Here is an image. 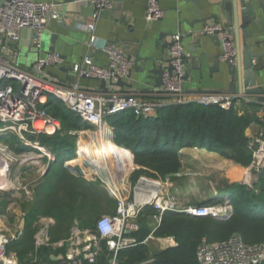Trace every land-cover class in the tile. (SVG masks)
Listing matches in <instances>:
<instances>
[{
	"label": "built area",
	"instance_id": "built-area-1",
	"mask_svg": "<svg viewBox=\"0 0 264 264\" xmlns=\"http://www.w3.org/2000/svg\"><path fill=\"white\" fill-rule=\"evenodd\" d=\"M87 1L94 4L95 10L91 20L83 27L88 32H92L99 10L110 7L111 2L110 0ZM162 13L159 0H147L146 20H157ZM52 19L62 20L59 4L53 0H3L0 4V133L14 136L17 142L22 141L27 144L25 136L51 135L59 130L58 119L47 114L44 109V105L51 99L57 100L80 118L82 124L86 125L80 129L81 131L86 133L91 131L93 134L96 132L100 138L102 134L104 136L105 133L109 135L111 133L112 127L107 119L123 112H131L135 116L152 117L159 109L167 105L192 102L200 105L214 104L226 109L235 99L252 101L243 89L239 92H204L190 100L184 99L182 81L185 64L182 56L185 53L180 33L173 34L169 49L171 55L169 62L172 70L164 71L161 85L156 89L160 98L164 100L169 98L167 104H165L167 101L164 102L158 98H139L134 93L90 91L82 88L75 81L66 82L39 73L46 66H67L64 58L55 51L47 52L44 57H38L34 61L32 65L36 72L18 65L16 63L18 49L15 46H9L8 42L18 41L23 29L34 30L36 36L31 43L38 50L41 44V34L48 21ZM203 31L208 34L218 31L222 59L229 58L233 64L240 66L239 49L235 44L233 33L228 32L227 27L211 23L204 25ZM102 49L107 54L106 64H95L92 58L85 54L80 62L69 65L70 73L78 77L103 79L107 84L129 76L134 62L128 58L125 50L112 43L105 44ZM260 122V129L248 141L251 161L246 170L249 174L251 170L259 174L264 168V114ZM28 143L38 149V144L33 145L30 141ZM125 149L128 152L122 159L119 156L109 157L115 164V158L120 161L118 172L125 171V164L132 167L130 162L133 157L132 151ZM37 156H47L48 161H55L54 153L48 154L46 149L39 152ZM89 158L81 156L80 159H85L83 160L85 164H91L92 159ZM255 179L253 177V181H246V184L254 186ZM168 184V177L159 181L140 177L132 189L131 196L123 195L115 189L114 195L118 197L113 214L101 215L92 227H82L78 220L74 219L69 235L56 242H51L49 236V229L54 220L51 217L41 218L33 235L34 253L30 255L31 263L51 264L39 257L38 250L52 247L53 249L63 248L60 254L53 255L58 259L59 264H101L104 251H107L109 255L104 264H117L116 256L119 251L137 246L151 237L150 234L142 241L137 237L140 231L138 217L143 207L147 205L156 211L152 217L157 222L167 211L184 212L194 217H215L218 214L227 213V209L230 208V205L225 202L222 212L216 211V203L183 206L169 192ZM23 234V219L12 230L0 232V264H19L15 255H7V248L12 242L19 240ZM195 255L198 264H264V242L246 243L240 233L233 232L219 241H208L203 238L196 246Z\"/></svg>",
	"mask_w": 264,
	"mask_h": 264
},
{
	"label": "trees",
	"instance_id": "trees-1",
	"mask_svg": "<svg viewBox=\"0 0 264 264\" xmlns=\"http://www.w3.org/2000/svg\"><path fill=\"white\" fill-rule=\"evenodd\" d=\"M236 100L226 109L214 104L200 105L186 102L167 105L159 109L156 115L152 117L135 116L131 112H123L109 117L107 121L113 129L115 145L119 147L125 145L132 151L136 164L153 167L163 176L177 169L176 166L170 168L166 165L175 163L180 157L178 149L187 146H196L218 152L227 159L245 166L251 161V151L248 147L249 139L245 135V129L253 121H257L254 107H257L258 104L247 102L245 105H249L250 108L239 110L235 106ZM44 109L47 114L60 121L61 128L51 135L29 136L30 139L38 140L41 145L49 148L55 154V161L48 164V172L46 171L47 175L41 185L43 189H46L45 194L48 195V203L43 205L41 202L37 205L40 207L36 208L35 206L29 210L24 219L23 236L20 240L9 245L16 253L19 264L21 262V264H32L30 255L32 256L34 253V222L39 215H47L54 219V224L49 229L50 240L54 242L68 236L69 228L74 219H78L83 227H92L96 220L94 216L98 213L99 202L86 201V193L79 190L77 186V184L79 186L93 185L84 183V179H81L80 176L71 177L69 174H61L66 173L68 168L64 166L65 159L69 158L68 155L74 154L76 149L74 148V138L77 137L75 131L86 125H83L78 116L66 109L57 100L48 101L44 105ZM63 131L66 136L60 137L59 133ZM4 142L14 146L7 139ZM22 151L23 149H19L17 152ZM152 159L155 161L153 166L145 162ZM55 165H59L61 172L50 178V173L56 171ZM59 176H62V179L58 178ZM58 183H63V185L58 186ZM233 186H241L240 189H242V186L247 185L238 183ZM254 186H258V192L251 190L249 192L251 194L242 198L244 202H241V206L248 212L243 211L242 214H236L230 219L221 220L214 216L194 217L184 212H164L161 215V220H163L160 222L162 223L158 224L152 234L156 236L173 235L177 244L154 253L153 260L147 264H198L195 255L196 246L200 242L201 236L210 235L213 232L214 235H211L208 241H215V238L218 241L223 240L233 233L231 232L233 230L240 233L246 243L264 242V168ZM237 189L239 188L237 187ZM234 190L235 188L231 191ZM230 195L232 203L238 199L233 192ZM76 199L78 200L76 201ZM146 210L152 216L156 213L151 206H146L143 211ZM143 218L140 231L137 234L141 241L147 237L150 231L149 225ZM216 232L219 233L216 234ZM197 237L201 238L196 243L194 252L188 253L194 246L196 241L194 238ZM139 246L142 247L140 250H138ZM144 246L145 243L143 242L119 251L118 255L120 254L123 264H134L142 260L145 257L144 251H147ZM51 251L52 247H44L38 250V255L43 260L50 261Z\"/></svg>",
	"mask_w": 264,
	"mask_h": 264
},
{
	"label": "crops",
	"instance_id": "crops-1",
	"mask_svg": "<svg viewBox=\"0 0 264 264\" xmlns=\"http://www.w3.org/2000/svg\"><path fill=\"white\" fill-rule=\"evenodd\" d=\"M53 1L59 4V11L62 14L61 21L63 22L65 28L59 26L58 22L61 21L53 19L49 20L43 34H41V38H43V36L47 37L46 46L43 47L42 39L40 38L41 44L37 52H39V57H44L46 55L47 48L52 44L50 41V35L56 34L57 39L54 42L55 52H58L64 58L67 66H46L39 72L41 74L66 82L75 81L82 88L90 91L100 90L99 80L89 77L73 76L70 73L69 65L80 62L85 54H88L95 64H106L107 54L104 52L102 47L107 43H112L115 46L122 47L125 50L126 55H131V59L134 61V66L129 76L123 78L125 84L123 86L108 85L109 92L118 91L123 93H134L139 98H158L164 102L167 101L165 103L167 104L169 103V98L164 100L156 93V89L158 88L156 85L157 77L154 73L150 72L154 65L153 61L149 58L155 59L156 66L161 63L159 58H166L167 53H169L168 43L172 41L173 34L180 33L184 53L191 58L184 65L185 72L187 74V77L182 81V96L184 99L190 100L204 92H239L242 89L245 91L243 87L242 67L237 64L234 77L230 74L227 64L222 59L219 61L217 67L214 68L213 57L215 55L220 56L222 54V47L220 44L212 41L207 35L203 34L204 20L207 21V24H211L216 23L214 20L217 18L218 24L221 27H227V18L229 13L222 9V0H197L196 3L192 0H159V5L163 13L160 18L154 21H148L145 18V6L147 0H110V7H105L99 10L95 20L94 30L92 32H88L83 25L91 20V16L95 10L93 3L87 0ZM250 1H252L255 6L257 15L262 17L261 9L256 4V1L258 0ZM261 1L264 2V0ZM260 26L263 30L258 32L256 25L252 23L250 28L253 35L246 38L247 44L252 47L254 52L258 53L262 51L264 52V21ZM232 33L234 35L235 44L239 49V60H241L243 39L236 23H233ZM8 45L15 46L18 49V57L16 59V63L18 65L27 70L36 72L32 65L35 59L28 58V56H31L32 54H35V58L37 56L34 51L36 48H34L30 40V32L25 33L24 36L20 33L19 40L14 43L10 41L8 42ZM30 45L31 48L29 47ZM135 55L138 57L137 60L135 59ZM260 59L261 63L264 64V55ZM232 81L235 82L234 91L230 88ZM256 86L264 89V67L256 74ZM246 95L250 100H252L248 101L249 103H253L255 100L258 104L257 107H254L257 121H253L245 129V135L248 139H250L261 127L260 119L262 114H264V104L257 102L256 96L248 93H246ZM245 103H247V101L239 98L235 101V106L239 110H242L243 108L249 109L250 106L247 104L245 105ZM89 133L93 134L91 131L86 133L80 130L78 132V141L74 151L75 155L77 154L78 148L81 144H85L90 147L94 146L96 148L103 146L101 147V151L105 152L107 147H115L117 150L112 152V154L121 151L120 147L115 145L116 143L113 142L115 135L112 128L110 135L109 133H105L104 136L103 134L100 135L101 138L98 137L96 132H94L95 136L92 137L97 140V143L91 142L92 140L89 141V136H91ZM80 138H84L83 140L86 141L79 140ZM99 138L102 143L101 141L99 142ZM121 146L129 149L125 145ZM96 148H93L96 151L86 148L83 153L85 152L90 155L100 153L101 155L102 153L99 152L100 150ZM106 153L111 155L109 152ZM196 153H201L205 156H199L198 158ZM74 154L73 156H75ZM80 155L82 156V154ZM188 155H190L192 159H214L217 165L219 162V174L227 179H238V172L242 169L244 173L243 177H246L248 172L246 170V166H242L230 159H225L220 153L209 151L205 148H198L196 146L183 147L180 151V156ZM73 156L69 157V159L75 158ZM67 159H65V165L67 164ZM133 160L134 159L132 157L130 161L132 163V168L134 166L136 167V163ZM242 180L243 183L246 184V180ZM228 190L231 191V188ZM218 191L224 192L227 191V189H218ZM226 196L227 195H224L223 198ZM206 198L205 204H215L217 203V200L218 202L220 201L216 196V193L213 196L211 195ZM221 198L222 197H220V199ZM191 205L197 204L193 203ZM114 211L115 208L112 207L110 210L106 211V213L113 214ZM144 214L145 211L140 212L138 217L139 224H141ZM157 226L158 225H155L150 228L147 237L150 234V239L154 236L152 233ZM156 239L160 242L163 249L173 247L177 244V241L172 235H166L163 236V238L156 236ZM58 240L60 239H57L54 242ZM214 240H217V238ZM62 251L63 248H52V251L50 252V261H47L51 262V264H59L58 259L54 258L53 255H58ZM105 254H107V256ZM107 257L108 252L104 251L101 256V264H104ZM116 262L117 264H123L120 254H117Z\"/></svg>",
	"mask_w": 264,
	"mask_h": 264
},
{
	"label": "rangeland",
	"instance_id": "rangeland-1",
	"mask_svg": "<svg viewBox=\"0 0 264 264\" xmlns=\"http://www.w3.org/2000/svg\"><path fill=\"white\" fill-rule=\"evenodd\" d=\"M41 39H42L43 47L46 46L47 37L43 36V38ZM28 58L35 59V54H32L31 56L29 55ZM60 128H61V124L59 126V130ZM75 133L77 137L74 138L75 139L74 148H76L77 141H78L77 140L78 132L75 131ZM59 134H60L59 135L60 137L66 136V133L64 131ZM89 135H91L89 136L90 139L88 138L89 141L92 140L91 142L97 143V140L94 137H92L95 135L92 133H89ZM25 137L27 139V144L23 143L22 141H21L22 143L12 142V141H18V140H16V138L14 136H11L10 134L0 133V139L2 140V141L0 140L1 142L5 143L4 140L7 139V141L14 144V146L12 147L9 143H6L7 145H9L10 149L0 152V164H4L3 168L0 166V173L3 172V178L2 176H1L2 179L0 178L1 179L0 180V232L3 230H8V231L12 230L16 225H18L22 221V219L24 221L29 210H31L35 206L36 208L40 207L37 205L39 203L41 204V202L43 203V205H45V203H48L49 201L48 195L45 194L46 189H43L41 185L43 181L45 180L44 178L47 175L46 169H45L46 165L50 164L52 160L48 161L47 156L38 157L37 154L40 151H38L37 148L30 146L28 142L30 141L31 144L33 145L38 144V146H42L44 150L46 149L48 154H51L52 151L49 148L41 145L39 142L36 143V141L38 140L33 141L29 139V137L27 136ZM83 139L84 138L82 139L80 138L79 140H83ZM83 141H86V140H83ZM100 141L101 139L99 138V142ZM101 147H99L100 148L99 149L98 147L97 148L94 146L90 147L85 144H81L77 151L78 155L74 154L75 156H73V154H70L68 155V157L73 156V157L79 158L80 154H82L83 157L84 156L88 158L90 157L89 159H92L90 160L92 161L91 164H85L84 163L85 159H83L84 161L80 159L79 161L74 162L73 164L64 165V166H67L68 168L66 170V173L65 172L61 173L62 175L69 174L71 177L80 176L81 179H84L83 181L84 183L86 182V184L93 185V186H79L77 184L78 189L86 193L85 195L86 201L88 202L98 201L99 202L98 203L99 206L97 210L98 213L94 216L96 219L100 217L101 215L107 214L106 211L110 210L112 207L116 208V203H117L116 198L118 196L114 195L116 192L115 189H117L119 193H122L123 195L131 196L132 189L140 177H145L149 180H157V181L165 180V178L168 177L169 184L167 186V189L172 194V196H175L177 198V202L179 204H182L183 206H186L189 204L191 205L193 203L205 204L206 199H207L206 197H210L211 195L213 196L215 193H216V196L220 200L219 202L217 200V203H224L222 200L223 196L227 195L225 198H227L228 201L230 202V203L229 202L227 203L230 205V208L227 209V216L222 218L221 220L230 219L234 217L236 214L240 215L242 214L243 211L248 212V210H246L245 208L241 206V202H244L242 198L249 196V194H251L249 193L251 192V190L258 192V189H257L258 186H249L248 184H246L247 186H242V189H240L241 186H233V185L238 184V183L243 184L242 179H245L247 182H252L253 177L256 178L254 180V183L258 182V178L261 172L258 174V172L251 170V173L249 174V176L247 172L246 177H243L244 173L242 169L240 172H238V179L236 180L227 179L226 177L219 174L220 173L219 166H218L219 162L217 165L214 159H207V160L192 159L190 155H188L189 157L180 156L177 158V161H175V163L172 162L170 164H167L166 166H169L170 168L176 166L177 169L174 172L165 174V176L155 171L153 167L141 166V164L139 163H137L136 167L134 166L133 168L125 164V167H124L125 171L118 172L117 170L119 169H116V167L119 168L118 165L120 161L118 160V158H115V161H116V164H115L113 161H111V159H109V157L112 158V157L119 156L122 159V157L126 155V152L128 151L120 147L121 151L116 152L115 154L111 153V155L106 153L105 151H103V154L101 155L100 153H96L95 155L86 154L85 152L83 153L84 149L86 148H89V149L96 148L100 150L99 152L102 153ZM19 149H23V151H32V153H34V156L31 158H21L20 159L16 157L15 155L18 153L17 151ZM181 149H183V147L178 149V152H179L178 154H180ZM196 155L198 156V158L199 156H205L201 153H196ZM102 156H105L106 158H103ZM223 157L227 159L225 156ZM133 159H134V156H133ZM68 160L70 159L68 158ZM145 162H148L152 166L155 163L153 159L145 161ZM245 166L246 168H248V165H245ZM56 167L58 169L55 168L56 171L54 172L52 171L50 173V178L55 177L56 175L60 174L58 172H61V168L59 169V165H57ZM58 178L62 179V176H59ZM61 184L63 185V183H58V186L59 185L61 186ZM237 187L239 189H237ZM224 188H226L227 191H224V192L218 191V189L223 190ZM230 188L231 190L235 188V190L234 191L228 190ZM232 192L235 194L236 197H238V199L234 201L233 203L231 202L232 201L231 195L228 196ZM220 197L222 198L220 199ZM241 199L242 201H240ZM77 200L78 199H76V201ZM236 207H238V209L235 210ZM144 208L141 211H143ZM172 213H176V212H172ZM256 216H259V215H256ZM44 217L47 218L50 216L39 215L36 221L34 222L35 230L38 228L39 220ZM143 220L148 225H150V228H152L155 225L162 223L160 221H162L163 219L162 220L160 219L159 222L155 221L152 215H149V212L146 210ZM69 232H70V228H69ZM231 232H235V231L232 230ZM213 233H211L210 235L204 234L203 236H201L202 238L201 237L194 238V240L196 241L193 244L194 245L193 248L191 249L190 252L188 251V253L194 252L195 245L199 241L200 238L202 240L203 238L206 237L208 240L209 238H211V235H214ZM217 233L219 232H216V234ZM166 235L167 234H164L158 237L163 238V236H166ZM154 236H155V239H154ZM154 236L151 239L150 238L146 240L144 239L145 240L144 248H146L147 250V251H144L143 253L145 257L139 262H136L134 264H143V263L147 264L148 262L150 263L153 260L154 253L163 249L160 242L157 241L156 235ZM215 241H218V240H215ZM141 248L142 247L138 248V250H140ZM168 248H171V247H167L164 249H168ZM7 255L16 256V253L8 246ZM105 255L107 256V254Z\"/></svg>",
	"mask_w": 264,
	"mask_h": 264
},
{
	"label": "water",
	"instance_id": "water-1",
	"mask_svg": "<svg viewBox=\"0 0 264 264\" xmlns=\"http://www.w3.org/2000/svg\"><path fill=\"white\" fill-rule=\"evenodd\" d=\"M194 3H196L197 0H192ZM222 9L227 11L229 13V16L227 18V31L228 32H233V23L237 24V28H239L241 36H242V55H241V64L240 66L242 67V78H243V87L245 89V92L251 95L256 96V100L259 103L264 104V89L261 87L256 86V74L261 71L264 67V64L261 63V57L264 55V52H254L252 50V47L247 44L246 38L252 36L251 28L250 25L254 23L256 25L257 31L261 32L263 28L260 26L261 23L264 21V2L261 0L256 1L257 6L261 9V14L262 17L257 15L255 6L253 5L252 1L250 0H222ZM3 2V0H0V4ZM234 9V13H233ZM216 18V17H214ZM218 24L217 18L214 20ZM60 27H64L63 22H58ZM207 24V21L204 20L203 26ZM30 32V40H32L35 36L36 33L34 30H21V35L24 36L25 33ZM204 35H207L212 41H215L216 43L220 44V38L218 35V31H214L213 33H206L203 31ZM57 39L56 34H51L50 35V41L51 45L47 48V52H53L55 51V40ZM171 42L168 43V49H170ZM31 48V45L29 46ZM29 48V50H30ZM35 53L37 54L36 58L34 61L37 60L39 57V52H37V49L34 50ZM128 58H131V55H127ZM170 58L171 55L170 53H167L166 58H159L161 63H159L156 66L155 59L149 58L150 60L153 61L154 67L151 68L150 72L154 73L157 77V82L156 85L159 87L162 82V75L165 70L171 71L172 66L170 64ZM135 59L137 60L138 57L135 55ZM191 59L189 58L186 54L182 56V61L183 63H187L188 60ZM222 59L221 55H215L213 57V64L214 68L217 67L219 64V61ZM226 64L229 69L230 74L234 77L235 71H236V66L231 62L229 58L222 59ZM134 62V61H133ZM187 77V74L185 72L184 78ZM100 84V90L103 92H108V85L111 86H123L125 84L124 80L119 78L114 82H109L108 84L106 83L105 80L100 79L99 80ZM231 90H235V82L232 81L230 84ZM49 168V165L46 167V171ZM227 216V213L224 214H218L215 217L217 218H224Z\"/></svg>",
	"mask_w": 264,
	"mask_h": 264
},
{
	"label": "bare ground",
	"instance_id": "bare-ground-1",
	"mask_svg": "<svg viewBox=\"0 0 264 264\" xmlns=\"http://www.w3.org/2000/svg\"><path fill=\"white\" fill-rule=\"evenodd\" d=\"M40 127V126H39ZM38 127V128H39ZM1 140V139H0ZM2 141V140H1ZM0 141V152H2V151H6V150H8V149H10L9 148V145H7L6 143H3V142H1ZM38 151H40V152H43L44 151V149L42 148V146H38V149H37ZM117 149L115 148V147H107L106 148V152H109V153H112V152H114V151H116ZM17 153V152H16ZM102 154H103V151H102ZM34 156V153H32V151H22V152H18L17 154H16V157H18V158H31V157H33ZM81 156V155H80ZM80 156H79V158H77V157H75V158H72V159H70V160H67V164H73L74 162H77V161H79L80 160ZM0 166L3 168L4 167V164H0ZM1 176H2V178H3V172H1L0 173V178H1ZM1 178V179H2ZM0 179V180H1ZM4 181V180H3ZM223 200V202H225V204L226 203H228L229 201H228V199L227 198H223L222 199ZM230 203V202H229ZM215 206H216V211H219V212H222L223 210H224V203H216L215 204Z\"/></svg>",
	"mask_w": 264,
	"mask_h": 264
}]
</instances>
